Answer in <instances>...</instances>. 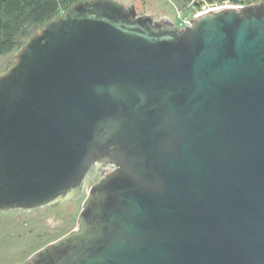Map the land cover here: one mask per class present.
<instances>
[{"label": "water", "instance_id": "obj_1", "mask_svg": "<svg viewBox=\"0 0 264 264\" xmlns=\"http://www.w3.org/2000/svg\"><path fill=\"white\" fill-rule=\"evenodd\" d=\"M189 21L79 1L0 76V211L92 183L23 264H264V0Z\"/></svg>", "mask_w": 264, "mask_h": 264}, {"label": "rangeland", "instance_id": "obj_2", "mask_svg": "<svg viewBox=\"0 0 264 264\" xmlns=\"http://www.w3.org/2000/svg\"><path fill=\"white\" fill-rule=\"evenodd\" d=\"M117 1L125 5L133 4L139 15H149L156 20L161 17L167 18L179 26V20L176 17V11L180 7L179 2ZM18 52L19 50L0 56V76L15 64ZM91 184L85 187L76 200L61 202L47 209H34L27 212L0 211V264H23L34 252L75 229L77 216Z\"/></svg>", "mask_w": 264, "mask_h": 264}, {"label": "trees", "instance_id": "obj_3", "mask_svg": "<svg viewBox=\"0 0 264 264\" xmlns=\"http://www.w3.org/2000/svg\"><path fill=\"white\" fill-rule=\"evenodd\" d=\"M79 1L0 0V56L20 50L45 24Z\"/></svg>", "mask_w": 264, "mask_h": 264}, {"label": "built area", "instance_id": "obj_4", "mask_svg": "<svg viewBox=\"0 0 264 264\" xmlns=\"http://www.w3.org/2000/svg\"><path fill=\"white\" fill-rule=\"evenodd\" d=\"M174 3L180 2V7L176 11V17L179 20V28H184L185 23L190 24L189 20H193L194 16L201 14L205 11L216 9L225 6L244 7L255 3L254 0H166ZM65 10L60 9L59 16H62Z\"/></svg>", "mask_w": 264, "mask_h": 264}, {"label": "crops", "instance_id": "obj_5", "mask_svg": "<svg viewBox=\"0 0 264 264\" xmlns=\"http://www.w3.org/2000/svg\"><path fill=\"white\" fill-rule=\"evenodd\" d=\"M179 1H176V3H178ZM255 2V1H254ZM175 3V2H174ZM180 3V2H179ZM161 18H163V17H161Z\"/></svg>", "mask_w": 264, "mask_h": 264}, {"label": "flooded vegetation", "instance_id": "obj_6", "mask_svg": "<svg viewBox=\"0 0 264 264\" xmlns=\"http://www.w3.org/2000/svg\"><path fill=\"white\" fill-rule=\"evenodd\" d=\"M91 174H93V171H92V172H90V175H91Z\"/></svg>", "mask_w": 264, "mask_h": 264}]
</instances>
